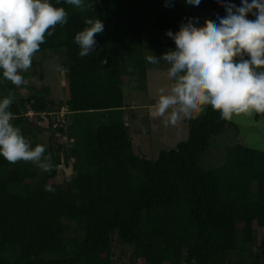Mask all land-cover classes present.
I'll use <instances>...</instances> for the list:
<instances>
[{
    "label": "trees",
    "instance_id": "1",
    "mask_svg": "<svg viewBox=\"0 0 264 264\" xmlns=\"http://www.w3.org/2000/svg\"><path fill=\"white\" fill-rule=\"evenodd\" d=\"M51 2L67 11L68 23L45 37L33 72L21 73L30 82L0 81V98L13 97L11 123L33 148L43 145L38 125L47 118L45 155L54 165L44 172L0 157V264H114V238L139 264H264V151L237 144L219 167L210 166L206 154L230 123L210 106L186 121L188 139L156 160L135 154L128 125L135 116L127 111V82L136 79L147 90L143 10L158 9L166 53L175 49L167 31L176 33L188 18H198V27L216 24L225 9L204 0L199 7L185 0L171 7L165 0H85L79 9ZM96 18L104 31L81 58L74 36ZM46 52L66 57L63 105L44 85L37 56ZM64 107L70 124L67 115L57 120ZM61 165L75 177L56 188Z\"/></svg>",
    "mask_w": 264,
    "mask_h": 264
},
{
    "label": "clouds",
    "instance_id": "2",
    "mask_svg": "<svg viewBox=\"0 0 264 264\" xmlns=\"http://www.w3.org/2000/svg\"><path fill=\"white\" fill-rule=\"evenodd\" d=\"M61 2L79 9L85 0H55ZM204 2L223 7L226 15L216 24L207 21L204 27L197 26L198 18H188L176 33H165L174 42V50L159 58L153 54L147 57L150 64L163 61L169 65L167 77L175 82L170 94L161 89L154 105L157 116L167 117L166 125L195 119L205 106L225 121L241 114L264 113V0H241V6L222 0ZM185 3L199 7L202 0ZM171 6L172 0H165V7ZM250 15L254 19H249ZM67 23V11L55 7L51 0H0V81L24 85L21 73L31 68L45 37L53 36L57 25ZM84 23L86 27L73 40L81 58L94 51L95 36L104 31L98 18ZM13 102L11 94L0 98V157L12 164L33 162L44 172L52 171V157L45 155V147L33 148L21 129L11 123ZM45 190L52 189L46 186Z\"/></svg>",
    "mask_w": 264,
    "mask_h": 264
},
{
    "label": "rangeland",
    "instance_id": "3",
    "mask_svg": "<svg viewBox=\"0 0 264 264\" xmlns=\"http://www.w3.org/2000/svg\"><path fill=\"white\" fill-rule=\"evenodd\" d=\"M157 8H145L143 16V37L144 51L147 63V90L138 88L137 80L130 79L125 87V100L127 111L135 116L130 122L129 129L134 145V152L137 155H146L150 160H156L162 150H172L182 142L188 139L189 131L186 124L187 120L178 123L176 126L166 125L165 117L155 114L154 105L156 104L161 89L164 94H170L174 81L167 77L169 65L161 61L160 64H150L147 57L155 55L161 57L163 51V37L157 30L156 17ZM43 69L45 84L51 91V98L55 99L58 104L63 105L68 100L67 71H58L57 67L66 64V57L63 53L54 54L52 52L41 53L37 56ZM124 54L122 55V60ZM33 72L29 69L26 73ZM40 73V71H37ZM36 81V80H35ZM34 81V82H35ZM30 82L29 80L26 83ZM25 94L26 92L23 91ZM22 93V94H23ZM20 96H23V95ZM205 109L197 116L200 117L205 113ZM131 108V109H130ZM60 113L67 115L68 123L72 122V116L68 115L66 108ZM59 113V114H60ZM32 113H29V117ZM48 125L47 118L42 117L38 129L42 130L39 135V142L43 146H48L50 133L46 130ZM147 130L146 132L144 130ZM58 134V133H57ZM64 142L73 146V141H69L68 136H64ZM242 144L248 148L264 151V113H252L251 115L241 114L233 116L229 125L223 134L218 136L212 144L207 162L213 168L219 167L225 159V151L228 147ZM205 155V156H206ZM58 182L52 184L53 187L61 188L65 182L73 179L75 173L71 168L64 165L59 166ZM114 264H139L135 260L133 251L128 247H122L114 238ZM234 257V256H233ZM236 260V258H234Z\"/></svg>",
    "mask_w": 264,
    "mask_h": 264
},
{
    "label": "built area",
    "instance_id": "4",
    "mask_svg": "<svg viewBox=\"0 0 264 264\" xmlns=\"http://www.w3.org/2000/svg\"><path fill=\"white\" fill-rule=\"evenodd\" d=\"M64 115H65L64 113H61L60 117L57 120L64 123L65 122L64 121Z\"/></svg>",
    "mask_w": 264,
    "mask_h": 264
}]
</instances>
